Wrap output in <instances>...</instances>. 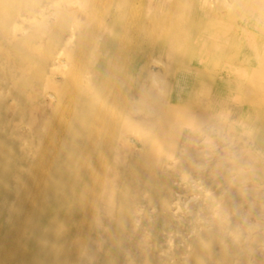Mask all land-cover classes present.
Returning a JSON list of instances; mask_svg holds the SVG:
<instances>
[{"label": "bare ground", "instance_id": "obj_1", "mask_svg": "<svg viewBox=\"0 0 264 264\" xmlns=\"http://www.w3.org/2000/svg\"><path fill=\"white\" fill-rule=\"evenodd\" d=\"M224 4L0 0V264H171V248L159 246L186 230L174 195L211 191L190 144L220 137L242 156L232 160L241 170L226 173L230 195L214 203L212 192L205 207L216 214L206 218L221 246L199 237L184 264L242 258V244L264 243V57L255 51L264 41L256 34L244 44L254 34H239V20L264 34V0H232L229 15ZM48 8L57 10L54 21ZM92 21L96 29H88ZM32 22V34H21V23ZM68 62L73 70L59 79L58 65ZM183 128L187 157L172 161ZM251 179L261 200L252 224L233 219L243 199L238 183Z\"/></svg>", "mask_w": 264, "mask_h": 264}, {"label": "rangeland", "instance_id": "obj_2", "mask_svg": "<svg viewBox=\"0 0 264 264\" xmlns=\"http://www.w3.org/2000/svg\"><path fill=\"white\" fill-rule=\"evenodd\" d=\"M225 2H226V4H224V6H222V8L221 9H219L220 11H224L225 12V14L226 15H229V12L232 10V0H224ZM26 3V2H25ZM24 3V4H25ZM28 3V2H27ZM232 4V5H231ZM24 6V5H23ZM229 6V8L227 9V7ZM73 7H77L76 6V4L74 5V6H72L71 8H73ZM57 10L56 9H47L46 10V12H47V16H50V20H52V21H54L55 19V15H54V13L56 12ZM235 23H238V22H236L235 21ZM33 24H34V22H32V23H21V25H22V27L24 28V29H26V32H21V34H25V36H29V35H31L32 34V31H33V29H31L32 27H33ZM239 26H240V30H239V34H241L242 35V32H248L249 31V34H251L252 36H253V34H254V37L253 38H248V39H243V42H244V44H250V43H253V44H255L256 43V41H257V36H256V34L258 35V36H260L261 37V40H263L264 41V34H262V32H260V33H258V32H256L254 29H250V27H248V26H246L244 23H241V20H239ZM95 26V27H94ZM93 28H97L96 27V25H95V22L94 21H92V22H90V23H88V29H93ZM30 29V30H29ZM231 36H233V34H230ZM44 36H46V38H49V35H44ZM76 48V47H75ZM264 48V45L262 46V47H258L255 51L256 52H259V54H261V57H259L258 56V58H260L261 59V61L263 60V58L262 57H264V51H263V53L261 52L262 50L261 49H263ZM62 50H63V47H58V49H56L55 51H54V53H53V55L54 56H58V54L60 53V52H62ZM231 51L233 52V48H231ZM236 50L234 49V52H235ZM261 52V53H260ZM258 54V55H259ZM68 54H67V52H66V54H64V55H62V56H60V58H62L63 60H67V58H68ZM162 58H156L155 57V61H157V62H160L161 64H163L164 63V61H162L161 60ZM259 60V59H258ZM58 61H59V59H58ZM57 61V62H58ZM214 66H215V64H214ZM214 66L212 65V67H211V69L212 68H214ZM151 67H152V69L153 70H158L159 68H160V65H157V64H152L151 65ZM71 70H73L72 69V66H70L69 65V62H68V64L67 65H61V64H59L58 65V68L56 69V72H57V77L60 79L61 77H62V73L63 72H67V73H70L71 72ZM79 72V71H78ZM79 73H82V72H79ZM82 74H84V73H82ZM27 94H29V93H27ZM128 94H129V92H124L123 93V95H122V97H121V100H120V104L122 105V106H127L128 105V103L130 102V101H128L127 99H128ZM30 95H34V93L33 94H30ZM167 95V92H165L164 94H163V96H161V97H163V98H165V96ZM135 98H136V100L138 99V97H137V95H135ZM2 99V98H1ZM4 99V101H6L7 102V100H6V98H3ZM11 101L12 100H9V103H11ZM261 110H263V108L261 107ZM41 114H44V116H46V115H48V113L46 112V110H40L39 111V115L41 116V117H43ZM60 114V113H59ZM59 114L57 115V117L56 116H54V117H50V118H48L49 120H50V122H55L56 121V119H57V121L60 119V117H59ZM187 131H188V128H183L182 129V132H181V141L177 144V146H176V153L174 154V156H173V159H171L172 161L173 160H175V159H180V158H178V156H179V154H180V156L183 154V157H187V154H185V148H186V146H185V143L184 142H182V139H184L185 137H186V134H187ZM184 134V135H183ZM196 141H201L204 137L203 136H192ZM223 140H222V138L220 137V139L219 140H217L216 142H215V144H211L210 142H205V143H203V141H201V142H199V143H193V144H196V145H191L190 144V146H192L191 148H192V153H191V155L189 156V158L191 159V161L193 162H195V165H196V167H195V172L198 174V173H200V174H202V175H204L206 178H209V179H211V181L210 180H208L209 181V183H210V185H211V187H210V192L207 194V196L208 197H203V195H200V194H197V191L195 192V191H192V192H188V193H184V194H182L181 196V198L180 199H178L179 198V196H178V194H175L174 195V198H173V203H172V206H173V209L175 210V212H176V214H175V216H177V217H179L178 219L180 220V221H185V223H186V230H184L183 231V233L182 234H178L177 236H175L174 238H173V241H169V243L167 242V243H165L164 242V244L162 243V244H160V246H159V248L162 250V249H165V248H167V249H169V248H171V249H169L168 250V253L167 254H173V259L171 258V256H167V259L169 258V262L171 263V264H184L188 259H189V255L191 254V253H193L194 252V249H195V245H196V243H197V239L200 237H204V235H205V239L209 242L210 241V239H211V244H212V247H213V249H215L216 250V248L218 249L221 245H220V243L219 242H217V241H215V240H213V234H214V228H213V225L211 224V222L208 220L210 217H214V215H215V217H216V214L215 213H213V214H211L207 209H205V207H207L208 208V205L210 204V200H209V198L210 197H212L213 196V193L212 192H214L215 193V195H214V197L216 198L215 199V201H214V203H219V202H221V201H224V200H226V198H227V196L228 195H230L229 194V192L228 193H226V190L228 189V187L230 186V182L229 181H227V175L229 174V173H227L228 171V169L230 168L232 171L233 170H237V169H240L241 170V168L239 167L240 165H238V163H234V161H232V160H235V158H239V157H242V156H240V154H239V152H238V150H237V147H235L234 146V144H228L227 143V145H226V142L224 143V142H222ZM223 143V144H222ZM184 144V145H183ZM208 144V145H207ZM221 144V145H220ZM197 145H199V148L197 149ZM204 145V146H203ZM212 145V146H211ZM213 145H214V147H213ZM230 145V146H229ZM189 146V147H190ZM225 146V147H224ZM200 147H201V149H200ZM212 147V148H211ZM209 148V149H208ZM229 148H230V152L228 153V151H229ZM181 149V150H180ZM197 149V150H196ZM216 149V150H215ZM195 150L196 151H198L199 150V152H195ZM202 150V151H201ZM210 150V151H209ZM183 151V152H182ZM189 151V150H188ZM187 151V152H188ZM200 151H201V153H200ZM232 151V152H231ZM195 152V153H194ZM210 152V153H209ZM219 152H220V155H219ZM221 152H222V156H221ZM225 152L227 153V154H225ZM188 154H189V152H188ZM231 154V155H230ZM194 155H196V156H194ZM208 155V156H207ZM230 155V156H229ZM225 156H228L227 158H228V160L229 161H227V160H225V161H222L223 160V158L225 157ZM176 157V158H175ZM199 157H200V159H199ZM202 157H205V158H202ZM220 157H221V160H220ZM234 158V159H233ZM189 159V160H190ZM198 160V161H197ZM220 160V161H219ZM179 161V160H178ZM191 161H187V160H185V167L187 168V165H189V163L191 162ZM207 161V162H206ZM221 161H222V163H221ZM204 162H206L205 164H204ZM217 162H219V164H221V167H219L220 169H221V171L219 170V168H218V170L216 171L215 170V164L217 163ZM227 162V163H226ZM210 163V164H209ZM202 164H203V166H202ZM235 164V165H234ZM224 165V166H223ZM214 167V168H213ZM226 168V171L224 172L223 171V169L224 168ZM237 167H239V168H237ZM204 168V169H203ZM184 169V168H183ZM185 170V169H184ZM207 170H209V172L207 173ZM239 170V173L241 172H243V174L244 175H246V173L248 172L247 170L248 169H244V170H242V171H240ZM215 172V173H214ZM205 173V174H204ZM220 173V174H219ZM226 173H227V175H226ZM206 174H208V175H206ZM210 174H212V175H210ZM212 178H213V180H212ZM217 180V181H216ZM175 184H176V182H175ZM239 185H241L240 187L242 188V190H244L243 191V199L241 200V203H240V206H239V210H238V212L237 213H234L233 214V219H235V217H238V216H241V217H243L244 219H245V221H247L248 223H254L253 221H255L256 222V220H257V218H258V206H254V205H258V203H260V201L261 200H259L258 199V197H257V193H256V191H255V188L256 187H258L259 186V183H258V181L256 180V179H253V181H252V179L251 180H247V181H241L240 183H238ZM243 187H245V188H243ZM250 187V188H249ZM252 189V190H251ZM208 190V189H207ZM254 190V191H253ZM222 192H223V194H222ZM212 193V194H211ZM191 194V195H190ZM227 195V196H226ZM220 196H222L221 198H220ZM218 197V198H217ZM224 198V199H223ZM247 198V199H246ZM183 200V201H182ZM248 200V201H247ZM263 202H264V200H262ZM256 202V203H255ZM187 203V204H186ZM192 203H194V204H192ZM176 204H178V205H176ZM246 204V205H245ZM252 204V205H251ZM192 205V206H191ZM177 206V207H176ZM178 206H179V208H178ZM198 207H199V209H198ZM248 207V208H247ZM195 208H197V209H195ZM245 208H246V210H245ZM201 209V210H200ZM181 210V211H180ZM191 210V211H190ZM244 210V211H243ZM248 210V211H247ZM250 213H252V214H250ZM180 214H181V216H180ZM212 215V216H211ZM199 216V217H198ZM209 217V218H206V217ZM245 216V217H244ZM198 217V218H197ZM202 217H204V219L202 218ZM205 218L207 219V220H205ZM255 219V220H253V219ZM197 219V220H196ZM201 219V220H200ZM197 222H196V221ZM194 221V222H193ZM202 221H203V223H202ZM200 222V223H199ZM208 222V223H207ZM209 223L211 224L210 226H209ZM233 224H235V223H233ZM200 230H199V229ZM204 228H206V229H204ZM212 229V230H211ZM153 227H151L150 229H149V231H150V235H153ZM203 230H205L206 231V233L203 231ZM257 230L258 231H260L261 229H256V231H254L253 232V234H256L257 233ZM203 231V232H202ZM213 231V232H212ZM202 232V233H201ZM212 233V234H211ZM201 234V235H200ZM209 235V237H208V235ZM211 234V235H210ZM235 235V232H230L229 233V238L232 240V237L231 236H234ZM210 238V239H209ZM204 240V239H203ZM213 241V242H212ZM180 242H181V244H180ZM171 243V245L170 246H168L169 244ZM179 243V244H178ZM217 244L219 245V246H217ZM230 244H232V241L230 242ZM227 245L226 246V249L228 250V251H230V249H232V246L231 245ZM262 244H263V246H262ZM224 245H225V243H224ZM215 246H216V248H215ZM242 246H243V249H244V255H242V258H245V259H243L244 260V262L245 263H247V264H263L262 262H259V261H257L258 260V257H259V259L261 258L262 259V257H264L263 255H264V243H262V242H260V241H258V242H256V243H254V244H249V243H244V244H242ZM194 248V249H193ZM256 248H258V249H256ZM260 248V249H259ZM263 248V249H262ZM251 249V250H250ZM256 249V250H255ZM261 249H262V251H261ZM248 250V251H247ZM258 250H260V251H258ZM192 251V252H191ZM257 251H258V253H257ZM246 253V254H245ZM262 253V254H261ZM259 256H258V255ZM162 255H164V256H166V253L165 254H162ZM247 255V256H246ZM186 258H185V257ZM238 258H241V257H239V256H233L232 258H231V260H228V259H225V258H220L219 257V259H217V264H237L236 263V260L238 259ZM241 258V259H242ZM177 259V261H175ZM224 260H227V261H224ZM229 261H231V263L229 262Z\"/></svg>", "mask_w": 264, "mask_h": 264}]
</instances>
